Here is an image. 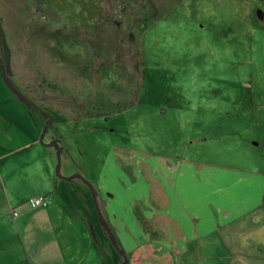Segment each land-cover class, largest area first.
I'll return each instance as SVG.
<instances>
[{
	"label": "rangeland",
	"instance_id": "374dc122",
	"mask_svg": "<svg viewBox=\"0 0 264 264\" xmlns=\"http://www.w3.org/2000/svg\"><path fill=\"white\" fill-rule=\"evenodd\" d=\"M82 1L67 0L59 11L47 0H0L10 78L31 104L20 102L16 113L44 120L42 136L59 128L86 180L98 177L111 154L125 171L115 176L134 182L152 169L149 161L178 158L237 173L241 181L219 175L225 192L253 193L264 180V0H95L113 19L85 25L86 15H76ZM3 53L0 41V81L13 93ZM250 203L254 211L242 227L254 216L264 244V198ZM124 205L146 233L121 234L114 226L113 241L153 240L143 217L161 209L133 194ZM110 239L104 255L113 251L109 262L126 264ZM259 242L180 254L264 257Z\"/></svg>",
	"mask_w": 264,
	"mask_h": 264
},
{
	"label": "crops",
	"instance_id": "0c3cea01",
	"mask_svg": "<svg viewBox=\"0 0 264 264\" xmlns=\"http://www.w3.org/2000/svg\"><path fill=\"white\" fill-rule=\"evenodd\" d=\"M20 102L0 81V264H116L109 262L113 251L104 255L112 238L109 229L115 226L121 234L146 233L130 221L124 205L130 194L161 210L143 217L144 228L155 240L133 245L121 240L126 264H152L151 259L154 264H264L261 253L243 260H225L215 254L210 259L191 260L180 254L194 249H243L253 238L260 240L257 250H264L256 218L252 217L253 228L248 230L240 221L254 211L251 201L264 198V180L255 183L253 193H237L239 188L225 192L219 175L241 181L237 173L191 160L158 157L149 161L152 169L142 167L141 180L128 181L115 176V169L123 176L125 171L114 163L113 154L98 177L86 180L59 128L42 136L44 120L17 114ZM203 143L212 144L206 138ZM40 196L48 197V207L28 205Z\"/></svg>",
	"mask_w": 264,
	"mask_h": 264
},
{
	"label": "trees",
	"instance_id": "16d2710c",
	"mask_svg": "<svg viewBox=\"0 0 264 264\" xmlns=\"http://www.w3.org/2000/svg\"><path fill=\"white\" fill-rule=\"evenodd\" d=\"M49 4H53L57 7L59 11H66L67 10V0H47ZM86 15L85 20H82L80 24H87L89 21H104V20H112L113 16L112 14L106 12L104 8H100L98 3L95 0H83L81 3V9L76 15ZM76 22V21H74ZM4 30L1 27V33H2V40H3V57L2 60V67L6 71V74L8 77H11L13 72L11 68V50L5 40V33H3ZM29 106L31 104H28ZM118 110V109H117ZM108 118V117H107ZM117 250L123 255H126L125 250L121 246V244L116 241L115 243ZM126 257V256H125Z\"/></svg>",
	"mask_w": 264,
	"mask_h": 264
},
{
	"label": "water",
	"instance_id": "95a60500",
	"mask_svg": "<svg viewBox=\"0 0 264 264\" xmlns=\"http://www.w3.org/2000/svg\"><path fill=\"white\" fill-rule=\"evenodd\" d=\"M0 41H1L2 45H3L2 33H1V25H0ZM3 72H4V77H5L6 83L9 86V88L19 97V99L22 102H24L27 105L30 104V102L27 100V98H25L24 95L12 83L11 78L7 76L6 71L4 69H3ZM94 198H95V196H94ZM109 233H110V235L112 237V240H113L114 236H113L112 232L110 231V229H109ZM113 243L115 244L116 242L113 241Z\"/></svg>",
	"mask_w": 264,
	"mask_h": 264
},
{
	"label": "built area",
	"instance_id": "2783aa9c",
	"mask_svg": "<svg viewBox=\"0 0 264 264\" xmlns=\"http://www.w3.org/2000/svg\"><path fill=\"white\" fill-rule=\"evenodd\" d=\"M30 207L36 209L41 207H48L49 206V199L46 196H40L36 198H32L30 201L27 202ZM18 214L15 212L14 216H17Z\"/></svg>",
	"mask_w": 264,
	"mask_h": 264
}]
</instances>
